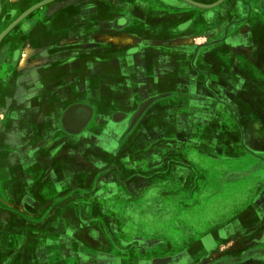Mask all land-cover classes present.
Returning <instances> with one entry per match:
<instances>
[{
  "label": "crops",
  "instance_id": "obj_1",
  "mask_svg": "<svg viewBox=\"0 0 264 264\" xmlns=\"http://www.w3.org/2000/svg\"><path fill=\"white\" fill-rule=\"evenodd\" d=\"M81 3L29 14L39 21L25 33L28 49L39 41L32 54L45 50L52 25L44 18ZM90 7L99 29L53 37L61 47L84 36L102 47L86 59L40 55L17 75L19 108L9 114L23 117L6 124L19 134L0 146V264H215L237 256L218 248L239 238L264 247V0L210 10L182 0H86ZM126 36L139 41L119 42ZM4 37L25 42L12 30ZM130 48L139 52L122 56ZM208 112L223 114L224 140L207 136ZM116 114H139L127 138ZM203 146H223L224 157Z\"/></svg>",
  "mask_w": 264,
  "mask_h": 264
},
{
  "label": "flooded vegetation",
  "instance_id": "obj_2",
  "mask_svg": "<svg viewBox=\"0 0 264 264\" xmlns=\"http://www.w3.org/2000/svg\"><path fill=\"white\" fill-rule=\"evenodd\" d=\"M46 1H48V0H29L27 2L29 5L28 6L25 5L26 7L24 8L23 4L26 2L25 1L22 3V6H20L21 4L18 5L19 10H14L13 12L11 11V12L6 13L1 19V24L3 25V28L0 30V34H2L8 27H10L17 19H19L23 14H25L27 11H29L32 7H34L35 5H38L40 3L46 2ZM60 1H63V0H54V1H51L49 3H46L45 5H42L41 7H39L37 9L38 13L40 12V13H43L46 16H48L47 15V9L49 7H51L52 5H55L56 3L59 4ZM191 1H193V0H191ZM85 6H86V0H83V3H81L82 8H79V9H75V8L74 9L73 8L62 9L61 8L60 10L58 9L57 11H55L54 14H52L51 16L44 18V21H46L47 26L49 25V23H50V25H52V28L50 27V30L49 31L47 30V33H46L47 36L49 35L48 41L45 40L44 42H42L45 50H43V52L41 51L40 53H39V51H36L34 54H32L27 60L28 64L25 65L24 67L22 66V61L25 59L26 51L28 49V47L26 45V40H27L26 37H28V35L25 36V33L27 31V28L31 27L32 25L36 26L39 23V21H38V19H32V17L29 15L27 17H25L23 20H21L12 29V32L13 31L19 32V36H20L19 40H21L22 37H25V42L22 40V41H20V43L18 45L12 44L9 42L7 43L5 40V37H3V39L0 42V83L4 84L5 82L9 81V78L11 76H13L14 73L18 75V73L20 71L21 72L24 71V69L25 70L27 69L30 72H32L33 71V65H35V64L38 65V63H36L37 62L36 60H38V59H35L34 57H38V56L42 55L43 58H46V57L50 58L51 56H54L55 53H59V52H63V51H70V52L75 53L74 54L75 56L69 58L68 60H74L76 58L86 59L88 56V52H89L88 48L102 47L100 44H98V42L89 44L86 41L85 36L83 38H81V40H78V41L76 40L73 43H71L70 45H66L63 47H61L55 43V38L53 37V33L57 30H59L61 34L63 32H67V33L78 32V34L82 35L84 33V31L88 30V27H91V29L94 28V30H97L100 28V24L98 22H96V20H97V12H96L97 8L96 7H90V8H88V10H89V12H88L87 8L86 9L84 8ZM102 7L103 6L101 5V9H102ZM10 13H12V14H10ZM136 25L140 26L142 29L146 28L145 24L142 22H139V21H137ZM43 37H45V36L43 35ZM38 42L39 41L36 39V41L31 44V45H34L33 49L36 48V45L38 44ZM33 49H31V50H33ZM137 52H139V49L130 48V49H127L125 52H123L122 56L130 57L131 55H134ZM92 54H90V55H92ZM27 55H28V53H27ZM103 59L104 58H100L96 55L93 56V60L97 61V62H102ZM20 77H22V75ZM20 77H16V84H17V79ZM1 84H0V86H1ZM15 87H16L15 88L16 90H13V92L15 91L16 95H17L18 85H16ZM5 97H7V96L5 95ZM149 101L150 100H148L145 104V108L146 107L147 108L144 111V113H146V111L148 109ZM29 106L31 109L35 108V105L33 104V100H30ZM89 115H90V113H89ZM89 115H88V117H90ZM88 117H87V119H88ZM138 117H139V114L135 115V116L134 115L129 116L127 114H123V115L116 114L112 117V122L120 123V122L125 121L126 123H128V127L126 128V130L122 134V138H127L129 136L130 132L132 131V129H133L132 127L136 123ZM83 121L86 122V118ZM90 121H92V117H90L89 122ZM253 250H254L252 252L253 254L248 253L247 254L248 257L243 261V263H246V262H249L250 260H252L254 257H256V254L264 255V247H258V248L253 249ZM228 259H230V258H228ZM224 261H226V259H224Z\"/></svg>",
  "mask_w": 264,
  "mask_h": 264
},
{
  "label": "rangeland",
  "instance_id": "obj_3",
  "mask_svg": "<svg viewBox=\"0 0 264 264\" xmlns=\"http://www.w3.org/2000/svg\"><path fill=\"white\" fill-rule=\"evenodd\" d=\"M20 1L0 0V30L3 28V25L1 24L2 17L8 12H11V11L13 12L14 10H19L18 5H19ZM10 14H12V13H10ZM16 75L17 74L14 73V75L9 78V81L5 82L4 84L0 83L1 84V86H0V146H1V144H3L4 140H6V137L10 136V138L13 139V138L18 137V134H19L17 129L7 128L6 123H8L9 121H12V122L19 121L17 119H19L20 116L23 117V114L18 116L17 112H14L13 114L12 113L9 114V112L16 111L19 108V107H16V105H15V103H16V98H15L16 92L15 91L13 92V90H16L15 86L17 85L16 84V77H17ZM5 95L7 97H5ZM33 110L34 109H31V111H33ZM208 115L210 116V119L212 120V128L214 130H213V133H211V134L206 133L207 136H209V135L212 136V134H214L216 131V135L219 138H221L222 140H224L226 137V135H225L226 131L223 127L225 125V123L222 121V117H223L222 115L223 114L219 113L218 115L213 116V114H210L208 112ZM208 115L207 114L206 115L200 114L199 117L200 118L208 117ZM188 116L189 117L194 116L196 118H199L198 115H193V114H190ZM30 124H32V123L30 122ZM208 133H209V131H208ZM21 134H23V131H21ZM27 135H28V137L34 138L36 135V132L34 135L33 129L30 128L29 130H27ZM188 137H189V134H182L181 139L185 140ZM11 143H13V142L11 141ZM201 150L208 153V154H212V155L218 154V155H220L218 157H224L223 146L222 147L221 146H219V147L218 146L217 147L216 146L215 147H204L203 146L201 148ZM228 155H231V153L227 152V156ZM196 180H197V177L193 176L192 179L190 180V185H194V182ZM202 180L205 183H208L207 179H205V180L202 179ZM185 190H186V198L188 199V198L192 197L191 188L187 187V189H185ZM252 241H253V239L250 236L249 239L244 237L243 240L241 238H239L237 241H234L230 245V246H232V248H226L225 244H223L222 246H220L218 248V251L220 254L229 253V254H233V255H237V256L230 257V259L218 258L216 263L217 264H245V263H243V261L248 257L247 254L248 253L253 254L252 253L254 251L253 249L261 247V246L256 245V243H254ZM254 258L257 261H261V260H264V255L256 254V257H254ZM224 259H226V261H224Z\"/></svg>",
  "mask_w": 264,
  "mask_h": 264
},
{
  "label": "water",
  "instance_id": "obj_4",
  "mask_svg": "<svg viewBox=\"0 0 264 264\" xmlns=\"http://www.w3.org/2000/svg\"><path fill=\"white\" fill-rule=\"evenodd\" d=\"M51 1L54 0H48L46 2L40 3L38 5H35L34 7H32L29 11H27L25 14H23L19 19H17L10 27H8L1 35H0V42L3 39V37L5 35H7L21 20H23L25 17H27L29 14H31L33 11H35L36 9H38L39 7H41L42 5H45L46 3H49ZM185 1L186 3H188L191 6L197 7V8H201V9H206V10H210L213 9L215 7H217L218 5H220L224 0H220L219 2H217L216 4L213 5H202V4H198L196 2H193L191 0H182Z\"/></svg>",
  "mask_w": 264,
  "mask_h": 264
},
{
  "label": "bare ground",
  "instance_id": "obj_5",
  "mask_svg": "<svg viewBox=\"0 0 264 264\" xmlns=\"http://www.w3.org/2000/svg\"><path fill=\"white\" fill-rule=\"evenodd\" d=\"M52 9V8H51ZM54 9V8H53ZM52 11V10H51ZM117 37V36H116ZM112 39V38H111ZM141 40V39H140ZM185 40H187V39H176V38H174V39H171V41H174V42H178V41H185ZM137 41H139V39L137 40V39H133V38H131V37H128V36H126V37H124V38H121V39H119V42H121V43H128V42H137ZM141 42H142V40H141ZM186 42V41H185ZM163 43H165L164 41H163ZM116 44V43H115ZM135 44V43H134ZM141 44V43H140ZM27 53H28V56L29 55H31L32 53H33V50H31V49H27ZM28 63L26 62V61H22V66L24 67L25 65H27Z\"/></svg>",
  "mask_w": 264,
  "mask_h": 264
}]
</instances>
